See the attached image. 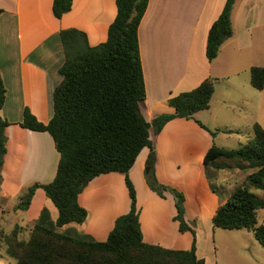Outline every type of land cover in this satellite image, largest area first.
I'll return each mask as SVG.
<instances>
[{
  "label": "crops",
  "instance_id": "0c3cea01",
  "mask_svg": "<svg viewBox=\"0 0 264 264\" xmlns=\"http://www.w3.org/2000/svg\"><path fill=\"white\" fill-rule=\"evenodd\" d=\"M226 2L150 0L139 28L147 89L141 108L147 121L152 122L162 114H174L175 108L168 103L172 97L196 89L208 78L217 79L208 110L197 113L195 119H174L159 134L151 130L157 154V179L185 194L186 220L196 231L199 258L200 225L211 222L218 208L235 191L232 184L223 198L212 195L207 178L236 183L240 171L234 170L223 179L224 170L206 166L208 151L214 144L220 147L217 144L220 132L214 138L199 122L214 131L223 129L218 121L223 107H212L217 87L225 80L230 82L233 73H238L239 54L256 49L264 54V0H237L232 16L234 35L222 45L215 61L208 60L209 32ZM53 3L54 0H0V71L7 89L6 103L0 113L12 123L6 128L8 141L2 188L9 197L21 196L35 183H51L57 175L60 154L52 136L25 129L19 123L26 108L45 124L54 116V91L62 81L59 70L65 62L60 32L82 31L90 46L95 47L108 40L109 28L118 13L116 0H73L72 10L57 19ZM255 66L264 67L251 63L248 71ZM223 104L229 105L227 100ZM150 153L145 148L130 171L137 190L144 242L167 249L189 250L194 235L180 232L179 222L175 221L174 196L166 193L162 198L146 182ZM79 203L91 214L81 226L82 235L106 241L116 220L131 209L125 175L112 172L95 178L79 196ZM53 206L45 191L39 189L29 210L23 212L26 221L35 223L47 208L51 220L56 222L58 214ZM212 228L216 235V228Z\"/></svg>",
  "mask_w": 264,
  "mask_h": 264
},
{
  "label": "trees",
  "instance_id": "16d2710c",
  "mask_svg": "<svg viewBox=\"0 0 264 264\" xmlns=\"http://www.w3.org/2000/svg\"><path fill=\"white\" fill-rule=\"evenodd\" d=\"M150 0H116L118 13L109 28L108 40L90 46L84 32L66 29L60 32L65 62L59 73L61 83L54 91V116L47 124L26 108L19 125L36 132L49 133L60 162L55 179L48 184L35 183L21 196L16 210L26 212L39 189L58 210L53 222L44 208L34 224L31 238L19 244V251H9L16 264H206L197 254V236L186 220V196L174 187L160 183L156 176L157 154L151 130L159 134L172 120L195 119L208 110L216 89V78H208L192 91L172 97L168 103L174 114H162L152 122L145 118L141 104L147 89L141 59L139 28ZM237 0H227L223 12L212 25L207 42V58L215 61L222 45L233 37V10ZM73 7V0H54L53 13L61 19ZM2 10H0V14ZM251 84L264 90V67L251 68ZM7 99V89L0 71V112ZM215 138L219 132L199 122ZM12 125L0 113V186L7 154L6 128ZM256 145L245 144L229 150L214 144L205 156V164L217 170L252 172L215 213L214 228L246 229L264 246V224L258 213L264 200L252 190H264V128L254 124ZM149 148L145 177L148 186L160 197L174 196L175 221L181 233L191 232L194 241L189 250L167 249L144 242L137 203V190L130 171L139 155ZM119 172L125 175L131 199L128 214L120 216L104 242L88 235L59 233L69 224H84L88 212L79 196L95 178Z\"/></svg>",
  "mask_w": 264,
  "mask_h": 264
},
{
  "label": "rangeland",
  "instance_id": "374dc122",
  "mask_svg": "<svg viewBox=\"0 0 264 264\" xmlns=\"http://www.w3.org/2000/svg\"><path fill=\"white\" fill-rule=\"evenodd\" d=\"M237 57L240 61L236 66L240 68L238 73H233L230 82L225 80L219 84L217 96L212 104L213 108L223 107V111L219 113L218 121L222 130H227L228 133L220 132L217 144L229 150L239 149L249 143L255 146L253 126L259 124L264 128V90L259 91L252 86L251 70L247 69L251 63L264 65V54L260 49H256L252 52H243ZM224 100H227L228 106L223 104ZM202 115H206V113ZM147 169L148 167L146 171ZM234 172L236 171L224 170L223 179H227L228 175ZM251 172L252 170L239 171L236 183L233 180L232 182L229 180L221 182L208 177L211 179L210 183L207 178L210 193L223 198L230 192L232 184L233 190H236L242 186L247 173ZM221 185H223V189ZM252 191L264 200V190L253 189ZM19 202L20 196L9 197L0 186V264H16V260L9 255V251H19V244L29 241L34 229L35 223L27 222L26 214L16 210ZM53 210L57 215L58 210L55 206H53ZM87 212L85 223L91 217L90 212L88 210ZM258 220L260 224H264V210L259 211ZM81 226L83 224L72 223L57 229V232L82 235ZM212 227H214L212 221L205 222L199 227L200 256L206 259V264H264V246L255 238L253 232L246 229L216 228L215 235Z\"/></svg>",
  "mask_w": 264,
  "mask_h": 264
}]
</instances>
